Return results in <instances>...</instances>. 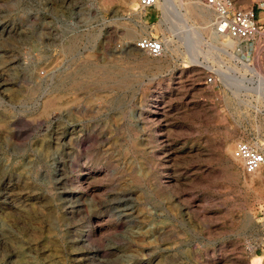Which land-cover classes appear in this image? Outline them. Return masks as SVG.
Here are the masks:
<instances>
[{"label": "rangeland", "instance_id": "obj_1", "mask_svg": "<svg viewBox=\"0 0 264 264\" xmlns=\"http://www.w3.org/2000/svg\"><path fill=\"white\" fill-rule=\"evenodd\" d=\"M126 1L0 0V264H264V0L250 41Z\"/></svg>", "mask_w": 264, "mask_h": 264}, {"label": "built area", "instance_id": "obj_2", "mask_svg": "<svg viewBox=\"0 0 264 264\" xmlns=\"http://www.w3.org/2000/svg\"><path fill=\"white\" fill-rule=\"evenodd\" d=\"M203 5L213 11L212 28L218 35L242 41L252 40L260 33L261 26L258 13L253 7H236L233 0H201ZM158 0H137L138 9L144 13V18L149 22L147 11L156 8ZM133 47L143 51L151 57H159L166 50L162 38L153 35H143L135 39ZM214 81L211 74L206 75L205 83ZM232 157L241 161L247 173H253L264 166V152L248 141H238L232 150Z\"/></svg>", "mask_w": 264, "mask_h": 264}, {"label": "bare ground", "instance_id": "obj_3", "mask_svg": "<svg viewBox=\"0 0 264 264\" xmlns=\"http://www.w3.org/2000/svg\"><path fill=\"white\" fill-rule=\"evenodd\" d=\"M124 1V4L125 5H128L129 2H127L126 0H123ZM160 2V0H158L157 4L158 5ZM190 8H191V11H192V14L195 15V16H198L199 18H201L202 21L206 22V24H208L210 21L209 19L211 18V16L213 15V11L211 9H209L208 7L204 6L203 4L201 3H194V4H191L190 5ZM212 19V18H211ZM205 32L210 36V37H213V35L215 37H221V38H224L225 36L224 35H218L214 32L213 34V30L211 28H207L205 29ZM232 39V38H230ZM167 44V43H166ZM171 44L170 42H168V45ZM236 46V45H235ZM235 48V47H234ZM227 150L229 152H231V146L228 145L227 147ZM260 168L258 170H256L255 172L259 171ZM254 172V173H255Z\"/></svg>", "mask_w": 264, "mask_h": 264}, {"label": "crops", "instance_id": "obj_4", "mask_svg": "<svg viewBox=\"0 0 264 264\" xmlns=\"http://www.w3.org/2000/svg\"><path fill=\"white\" fill-rule=\"evenodd\" d=\"M261 20V19H260Z\"/></svg>", "mask_w": 264, "mask_h": 264}]
</instances>
